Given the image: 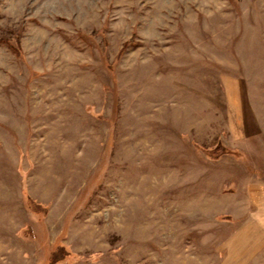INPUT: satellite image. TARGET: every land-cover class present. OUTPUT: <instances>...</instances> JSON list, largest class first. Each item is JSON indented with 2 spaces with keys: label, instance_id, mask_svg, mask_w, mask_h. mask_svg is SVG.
<instances>
[{
  "label": "rangeland",
  "instance_id": "rangeland-1",
  "mask_svg": "<svg viewBox=\"0 0 264 264\" xmlns=\"http://www.w3.org/2000/svg\"><path fill=\"white\" fill-rule=\"evenodd\" d=\"M258 185L264 0H0V264H264Z\"/></svg>",
  "mask_w": 264,
  "mask_h": 264
},
{
  "label": "crops",
  "instance_id": "crops-1",
  "mask_svg": "<svg viewBox=\"0 0 264 264\" xmlns=\"http://www.w3.org/2000/svg\"><path fill=\"white\" fill-rule=\"evenodd\" d=\"M250 190L252 196H257L256 201L259 204V209L248 223L251 224L250 228H254L251 234L255 235L258 239L260 235H263L262 231L264 230V186H254ZM258 241L260 240H257L255 243H258Z\"/></svg>",
  "mask_w": 264,
  "mask_h": 264
},
{
  "label": "trees",
  "instance_id": "trees-1",
  "mask_svg": "<svg viewBox=\"0 0 264 264\" xmlns=\"http://www.w3.org/2000/svg\"><path fill=\"white\" fill-rule=\"evenodd\" d=\"M221 148H222V147H221ZM221 148H220V149H221ZM216 150H217V149H216ZM219 154H221V153H220V152H217V155H219ZM52 258H53V260L55 259V257H52Z\"/></svg>",
  "mask_w": 264,
  "mask_h": 264
}]
</instances>
